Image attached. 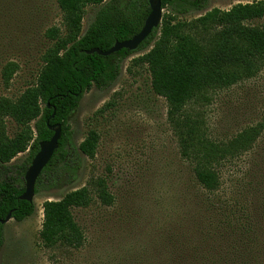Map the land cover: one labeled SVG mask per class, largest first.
Here are the masks:
<instances>
[{"label":"rangeland","instance_id":"obj_1","mask_svg":"<svg viewBox=\"0 0 264 264\" xmlns=\"http://www.w3.org/2000/svg\"><path fill=\"white\" fill-rule=\"evenodd\" d=\"M254 1L258 0H208L205 11L182 19L190 22L216 8L229 10ZM99 8H86L83 32ZM263 23L264 19L254 25ZM61 24L56 0H0V98L15 100L36 84L42 55L50 46L45 32ZM141 55L124 62L111 87H93L71 113L74 143L79 146L90 131H97V153L92 159L83 158L74 185L40 191L34 197L33 216L4 225L0 264H178L180 253L196 246L227 248L228 238L220 242L206 234L225 221L221 215H238L243 223L264 213V132L251 149L217 165L220 189L207 192L181 155L168 122L167 102L153 92L147 66L133 63ZM11 61L20 70L6 88L1 70ZM208 96V101L193 103L188 109L210 140L227 143L248 127L264 126V68L256 78ZM7 132L14 137L19 127L9 120ZM26 157L27 153L20 154L12 164L21 165ZM99 179L114 197L110 206L96 197L93 183ZM88 185L93 203L73 210L85 234L83 247L44 248L39 238L43 203ZM256 230L257 244L253 240L250 245L244 234L245 248L260 247L264 241L261 225Z\"/></svg>","mask_w":264,"mask_h":264},{"label":"trees","instance_id":"obj_2","mask_svg":"<svg viewBox=\"0 0 264 264\" xmlns=\"http://www.w3.org/2000/svg\"><path fill=\"white\" fill-rule=\"evenodd\" d=\"M161 2L165 12L160 27L136 51L123 49L102 57L86 52L94 48L108 51L117 42L139 34L151 13L149 0H56L62 24L45 32L50 46L42 55L43 68L36 84L15 100L0 98V221L11 213L12 219L23 222L36 213L35 202L23 201L21 196L25 192L26 172L40 150V143L54 135L49 126L61 125V138L36 182L35 193L74 185L83 158L95 157L100 136L92 130L77 146L69 116L93 87L98 90L111 87L121 75L124 62L137 53L142 55L133 59V63L147 66L153 92L167 102L168 122L178 138L181 155L192 165L196 181L207 192L220 189L217 165L248 151L261 137L264 126L257 125L248 127L227 143L212 141L188 107L208 101L210 92L254 79L263 70L264 23L254 25V22L264 19V0L237 4L229 10L216 8L190 22L182 17L205 11L208 0ZM89 6L100 8L83 32ZM19 70L13 61L2 68L1 78L6 88ZM9 120L19 127L14 137L7 132ZM24 153L27 157L21 165L12 164ZM93 187L102 204H113L114 197L103 179L93 183ZM93 201L89 185L59 200L45 201L39 233L42 246L46 249L83 247L85 234L73 210L88 208ZM221 216L225 221L206 234L220 242L228 238L227 248L196 246L188 252L182 251V256L176 259L180 261L178 264H264V241L260 247L247 248L241 241L247 235L250 245L253 240L257 244L256 228L261 225L264 230V213L243 223L238 215ZM3 228L0 223V247Z\"/></svg>","mask_w":264,"mask_h":264},{"label":"water","instance_id":"obj_3","mask_svg":"<svg viewBox=\"0 0 264 264\" xmlns=\"http://www.w3.org/2000/svg\"><path fill=\"white\" fill-rule=\"evenodd\" d=\"M149 5L151 8V13L145 21L144 27L139 34L135 35L132 39L117 42L110 50L102 51L98 48L87 51V54H98L102 57L111 56L123 49L129 51H136L140 45L152 34V32L159 28L162 23L164 10L162 9L161 0H149ZM54 116V115H53ZM50 130L54 132L53 137L49 141H43L40 143V150L38 154L32 161V164L25 175V192L21 196V200L34 202V197L36 195V182L45 169V167L51 161L55 151L59 147V141L61 138V125L49 126ZM10 220H12L11 213L4 219L0 221L1 224L5 225Z\"/></svg>","mask_w":264,"mask_h":264}]
</instances>
